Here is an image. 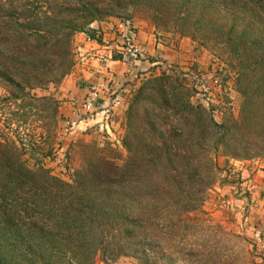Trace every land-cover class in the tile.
<instances>
[{
	"label": "rangeland",
	"instance_id": "obj_1",
	"mask_svg": "<svg viewBox=\"0 0 264 264\" xmlns=\"http://www.w3.org/2000/svg\"><path fill=\"white\" fill-rule=\"evenodd\" d=\"M31 1L40 9L56 6L57 1L64 5L75 3V0ZM219 1L222 0H194V3L198 7L211 6L212 21L228 23V26H252L257 38L264 37V15L250 5L231 10V2L228 10H224L226 4L220 10ZM151 13L140 8L134 13L119 11L112 16L104 15L91 24L92 34L86 32L100 40L93 24L119 21L122 46L116 48L123 58L136 59L135 62L147 59L145 47L137 36L138 28L154 34L160 51L156 58L159 63L148 74L141 70L138 83L125 92L128 95L124 96L125 103L129 107L138 89L145 84L152 91H147L145 97L142 95L131 119L126 116L124 123L117 127L112 102L122 104L123 100L112 97L111 105H105L98 93L95 96L96 92L85 97L77 113L74 103H70L74 107L72 113L63 110L61 113L64 99L68 97L62 84L77 63L74 37L79 33H76L73 37L75 64L60 83H38L42 74H33L32 84L19 97L0 84V141L7 144L10 154H17L30 167H44L68 182H73L90 162L108 159L124 165L134 159L144 164L160 158V146L163 150L174 148L173 154L163 155V159L167 158L166 163L169 157L173 158L182 173L175 179L169 178L161 165L156 170L159 174L149 196L139 190L133 198L121 195L122 213L130 211L128 205H135L132 210L138 225L136 239L121 246L119 257L114 259L113 255L106 254L97 264H264V248L256 240L264 239V205L258 210L261 200L264 202V188L252 191L244 184L249 175L253 177L258 171L264 183V94L256 86L259 79L256 74L249 76L245 83L249 84L250 94H245L240 77L244 70L228 52V46L223 45L222 39L226 37L219 26H208L204 16L198 28L187 24L185 27L193 32L183 35L181 24L171 12L164 17L157 13V18ZM3 16L0 7L1 20ZM128 37L140 46L142 55H128ZM180 53H183L182 59H178ZM167 76L170 78L162 80ZM153 80L154 83H149ZM94 96L91 127L82 119L90 114L84 106ZM188 103L207 109L199 107V111L212 115L216 126L200 134L186 120ZM69 120L75 122V129L65 135L63 122ZM126 141L133 143V152ZM204 147L211 150L213 164L207 167L211 172L196 166L197 162L206 160ZM188 162L194 164L193 168L185 166ZM248 165L252 168L247 169ZM244 169L249 174H244ZM147 217L151 219L148 231L146 223L144 226Z\"/></svg>",
	"mask_w": 264,
	"mask_h": 264
},
{
	"label": "trees",
	"instance_id": "obj_2",
	"mask_svg": "<svg viewBox=\"0 0 264 264\" xmlns=\"http://www.w3.org/2000/svg\"><path fill=\"white\" fill-rule=\"evenodd\" d=\"M13 1L0 0L4 11V18L0 19V84L15 97L26 92L33 74H42L38 83H60L71 72L75 64L73 37L76 33L92 34L91 24L104 15L112 16L119 11L134 13L140 8L152 12L153 18H157V13L164 17L171 12L181 24L183 35L193 32L185 27L187 24L198 28L203 16L208 26H219L226 37L222 39L223 45L228 46V52L244 70L240 76L244 93L250 94L249 84L245 82L251 74H256L259 79L256 86L264 94V37L257 38L252 26H228V23L212 21L211 6L198 7L194 0H75L67 5L57 1L56 6L40 9L31 0ZM228 2L233 4L231 10L250 5L264 15V0H222L217 7L223 10L222 4H226V11ZM48 74L50 77H46ZM165 78L170 77L162 80ZM147 91L152 90H147L145 84L136 92L127 109L128 120ZM199 107L188 103L186 120L204 134L216 123L211 114L199 111ZM125 144L133 152V143L126 141ZM7 148L0 141V264H97L106 254L113 255L114 259L119 257L121 246L136 239L138 228L132 210L135 205H128L130 211L122 213L121 195L133 198L139 190L149 196L159 174L156 170L161 165L169 178L175 179L183 171L171 157L164 162L167 158L163 159V155L171 156L174 148L163 150L160 146V158L153 162L140 164L131 159L127 164L118 165L100 159L90 162L73 182H68L44 167H30ZM203 154L206 160L197 162L196 166H212L211 150L204 147ZM193 165L192 162L185 164L188 168ZM150 220L147 217L144 222L147 231Z\"/></svg>",
	"mask_w": 264,
	"mask_h": 264
},
{
	"label": "crops",
	"instance_id": "obj_3",
	"mask_svg": "<svg viewBox=\"0 0 264 264\" xmlns=\"http://www.w3.org/2000/svg\"><path fill=\"white\" fill-rule=\"evenodd\" d=\"M117 24L120 25V22L94 23L93 28L99 35L100 40L93 39L86 32L79 33L74 37V44L78 49L77 63L73 72L62 84V89L66 91L65 96H68L66 97L67 99H64L65 105L61 108L62 114L63 112H73L72 109L74 107L70 103L77 105H74L77 113L85 97L96 92L102 104L105 105L109 103L111 105L112 97H119L123 100L120 105H113L112 102V112L116 119L117 127L124 123L128 107L124 99V96H128L125 92L138 83V75L142 72L141 70H146L147 74L153 72L154 66L159 63L156 58L160 51L156 47L154 34L139 27L137 36L142 46L145 47L147 59L135 62L136 59L132 61L123 58L121 51L116 48L117 46H122L119 36L121 25L118 28ZM179 56L180 58L178 59H182L183 53H180ZM65 107L68 109H65ZM90 126L92 127V125ZM117 127L115 126V128ZM102 129H104L103 125ZM251 168L249 166L247 169ZM247 169H244V174H249ZM260 174L261 171H258L253 177L249 175L248 180L244 184L252 191L263 189L264 183L261 182ZM258 175L260 177H257ZM260 205L261 207L258 210L263 209V200H261ZM254 207H256L253 208L254 210L257 209V206ZM256 240L257 244L262 245L264 248V239Z\"/></svg>",
	"mask_w": 264,
	"mask_h": 264
},
{
	"label": "built area",
	"instance_id": "obj_4",
	"mask_svg": "<svg viewBox=\"0 0 264 264\" xmlns=\"http://www.w3.org/2000/svg\"><path fill=\"white\" fill-rule=\"evenodd\" d=\"M130 24H131V22H129V25ZM127 44L129 47L127 49V53L129 56L131 55L132 57H138V56L142 55V51H141V49H139L140 46L137 43H134L133 39L131 37H128ZM95 96L96 97L98 96L97 93H95ZM95 96L91 97V100L86 102L85 106H84V108H86L85 110L89 111L90 114H88L87 119L85 118L82 120L85 121L86 124H88V125L90 124L89 121L93 120L92 118H90V116L92 115L93 110L95 109V105H94V102H95L94 100L96 99ZM117 103H119V101H117L116 104ZM74 129H75V122L74 121L69 120V121L63 122V133L65 135H68V133H71L72 131H74Z\"/></svg>",
	"mask_w": 264,
	"mask_h": 264
}]
</instances>
